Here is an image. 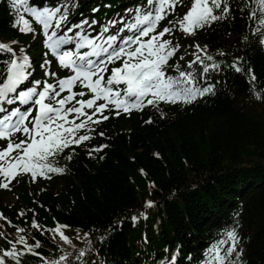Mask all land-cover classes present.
<instances>
[{
    "label": "trees",
    "instance_id": "obj_1",
    "mask_svg": "<svg viewBox=\"0 0 264 264\" xmlns=\"http://www.w3.org/2000/svg\"><path fill=\"white\" fill-rule=\"evenodd\" d=\"M230 2L234 19L217 21L189 39L191 46L192 40L207 45L213 55L218 50L227 53L218 57L224 62L223 71L208 75L216 94L191 105L162 104L164 118L151 107L129 119L102 124L99 132L106 136L97 135L76 149L67 173L50 179L64 189L38 198L43 209L35 208L41 216L47 222L52 216L70 225L73 242L78 232L100 231L97 248L107 264H157L175 250L180 252L177 264H187L226 228H235L240 237L243 264H264V102L252 95L253 89L264 91V46L255 37L243 42V36L250 35L251 22L236 7L237 0ZM81 4L90 8L88 0ZM13 20L0 0L3 39L19 37ZM235 57H242L244 66L253 70L255 82L250 83L247 72L227 67ZM149 118L153 122L145 123ZM101 144L109 147L90 158L88 148ZM21 183L20 204L30 205L34 186ZM146 198L156 202L153 208H144ZM143 211L154 214L144 224H133L131 216ZM35 233L42 245L38 251L45 256L60 254L57 244ZM64 249L73 252L72 264H76L74 250ZM25 264L40 261L30 257ZM87 264L100 260L91 255Z\"/></svg>",
    "mask_w": 264,
    "mask_h": 264
},
{
    "label": "snow or ice",
    "instance_id": "obj_2",
    "mask_svg": "<svg viewBox=\"0 0 264 264\" xmlns=\"http://www.w3.org/2000/svg\"><path fill=\"white\" fill-rule=\"evenodd\" d=\"M5 2L14 15L12 26L21 34L42 35L46 52L40 65L44 78L34 79L35 67L25 47H20L18 54L13 45L19 41L0 42V141L4 142L0 146V189L11 190L12 182L19 183L18 177L25 174L32 183L38 178L66 174L67 162L73 160L76 148L97 135L106 136L104 131L97 132L99 125L110 119L106 113L130 115L151 106L164 118L162 104L188 105L216 94L214 84H202L201 80H207L209 73L223 71L224 62L218 57L227 53L218 50L213 55L207 45L197 43L189 46L195 49L190 53L193 59L182 67L183 55L170 63L182 47L171 37L177 32L195 35L217 21L227 20L233 13L230 0H191L190 6L185 0H142L126 9L124 16L100 25L98 32L95 26L99 22L95 19L70 23L78 0H58L45 7L34 6L32 0ZM178 6L187 10L182 15L177 13L161 29V21L176 13ZM236 7L241 14L246 12L251 22L250 35H244L243 42L255 37L264 46V0H237ZM49 55L70 74L60 77L51 71L53 61L47 59ZM227 67L236 73L247 72L250 83L257 79L253 70L244 66L242 57H235ZM252 95L264 102V91L253 89ZM152 122L151 118L145 121ZM107 147H89L88 156L94 158ZM61 159L66 163L61 164ZM154 206V201H145V209ZM141 217L147 219V211L130 219L135 224ZM0 218L7 219L2 213ZM31 227L45 231L35 220ZM69 227L57 223L48 231L54 240L58 235L74 250L76 264H85L84 257L91 250L90 233L83 234L89 247L77 248L65 235L64 229ZM25 232V228L17 227L16 238L7 241L10 247L0 249V264H25L29 255L38 257L40 264H72L73 252L58 244V256H45L38 251L41 241L33 238L35 242L29 243L22 235ZM76 238L81 239L79 232ZM205 255L204 264H243L236 229L227 230ZM170 264H176L175 256Z\"/></svg>",
    "mask_w": 264,
    "mask_h": 264
},
{
    "label": "bare ground",
    "instance_id": "obj_3",
    "mask_svg": "<svg viewBox=\"0 0 264 264\" xmlns=\"http://www.w3.org/2000/svg\"><path fill=\"white\" fill-rule=\"evenodd\" d=\"M79 19H82V18H78V20H76V21H81V20H79ZM58 185H54V187H57ZM149 188L151 189L152 188V186L150 185L149 186ZM34 190L36 191V192H38L39 191V185H37V184H34ZM44 192H48V193H54L55 191H54V189L53 188H47V189H45L44 190ZM55 208H58V205L55 207ZM156 210H159V207H156L155 208ZM150 214H154V211H150L149 212V216H150ZM149 216H147V219H144L143 217H142V219H141V221H139V222H137L138 224H144L147 220H148V218H149ZM150 219V218H149ZM153 223H155V221L153 222ZM57 240L55 239H53L52 240V242H56ZM95 258L99 261H101L102 263L104 262V261H107V259L106 258H104V257H98V256H95ZM99 258V259H98Z\"/></svg>",
    "mask_w": 264,
    "mask_h": 264
},
{
    "label": "rangeland",
    "instance_id": "obj_4",
    "mask_svg": "<svg viewBox=\"0 0 264 264\" xmlns=\"http://www.w3.org/2000/svg\"><path fill=\"white\" fill-rule=\"evenodd\" d=\"M61 188H63V185H58L57 187H56V190L58 191L59 189H61ZM5 201H7L8 202V205H11V204H14L15 203V198H14V196H12V195H9V196H5Z\"/></svg>",
    "mask_w": 264,
    "mask_h": 264
}]
</instances>
